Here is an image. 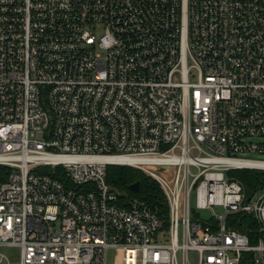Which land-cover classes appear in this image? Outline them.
Instances as JSON below:
<instances>
[{
    "label": "built area",
    "instance_id": "2783aa9c",
    "mask_svg": "<svg viewBox=\"0 0 264 264\" xmlns=\"http://www.w3.org/2000/svg\"><path fill=\"white\" fill-rule=\"evenodd\" d=\"M254 156L264 0H0V248L19 264H264V185L233 175L264 172ZM113 166L154 179L167 219Z\"/></svg>",
    "mask_w": 264,
    "mask_h": 264
},
{
    "label": "trees",
    "instance_id": "16d2710c",
    "mask_svg": "<svg viewBox=\"0 0 264 264\" xmlns=\"http://www.w3.org/2000/svg\"><path fill=\"white\" fill-rule=\"evenodd\" d=\"M4 172V169L0 171ZM245 186L247 192H254L264 185V172L240 170L233 173ZM107 182L113 190L124 193L129 199H138L150 205L163 218L167 219L169 210L165 202V196L159 184L144 172L125 166H113L108 168ZM139 183L138 193L131 191L133 184ZM234 218V217H233ZM240 223L229 224L228 227L247 234L253 242V233L257 230V225L251 222V217L237 215ZM167 227V225H166ZM241 264H253V255L245 253Z\"/></svg>",
    "mask_w": 264,
    "mask_h": 264
},
{
    "label": "rangeland",
    "instance_id": "374dc122",
    "mask_svg": "<svg viewBox=\"0 0 264 264\" xmlns=\"http://www.w3.org/2000/svg\"><path fill=\"white\" fill-rule=\"evenodd\" d=\"M254 158L264 159V157H259V156H254ZM153 170L155 173H157L158 175L163 176V177L171 178L174 175V172L171 168H153ZM119 193L122 196H125L124 193H121V192H119ZM215 213L217 215H224L225 210H223L221 208H216ZM199 215L201 216V218L209 219L212 216V213L210 211H200ZM0 253L4 254L9 259L11 264H19L20 255H21L20 249L15 248V247H5V248H0ZM191 259H192L193 263H196L197 262V255L195 253H191Z\"/></svg>",
    "mask_w": 264,
    "mask_h": 264
},
{
    "label": "water",
    "instance_id": "95a60500",
    "mask_svg": "<svg viewBox=\"0 0 264 264\" xmlns=\"http://www.w3.org/2000/svg\"><path fill=\"white\" fill-rule=\"evenodd\" d=\"M130 189L132 192L138 193L140 191L139 183L133 184Z\"/></svg>",
    "mask_w": 264,
    "mask_h": 264
}]
</instances>
